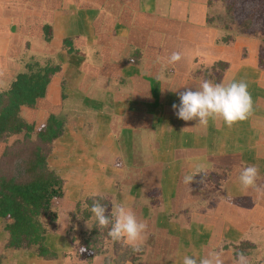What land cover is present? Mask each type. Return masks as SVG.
Segmentation results:
<instances>
[{"label": "crops", "instance_id": "0c3cea01", "mask_svg": "<svg viewBox=\"0 0 264 264\" xmlns=\"http://www.w3.org/2000/svg\"><path fill=\"white\" fill-rule=\"evenodd\" d=\"M225 4L0 0V93L30 65L52 72L20 116L34 140L54 121L47 164L62 190L50 204L44 254L10 246L11 220L0 217V264H183L210 253L237 264L241 252L264 264V35L227 28ZM172 52L182 59L169 63ZM203 80L246 81L249 118L231 127L178 119V93ZM27 135L0 141V161ZM250 165L258 176L243 188ZM94 200L106 215L125 204L148 225L138 251L99 240Z\"/></svg>", "mask_w": 264, "mask_h": 264}, {"label": "trees", "instance_id": "16d2710c", "mask_svg": "<svg viewBox=\"0 0 264 264\" xmlns=\"http://www.w3.org/2000/svg\"><path fill=\"white\" fill-rule=\"evenodd\" d=\"M236 11L243 23L251 21L247 32L264 34V13L257 14L255 5L240 6ZM34 68L28 66V72L19 74L12 87L0 93V141L28 132L24 141L9 147L0 161V217L11 220L7 227L10 246L38 247L44 254L50 204L62 196V190L60 179L47 164L56 133L54 121L34 140L29 135L33 127L20 116L21 107L33 106L44 96L52 73Z\"/></svg>", "mask_w": 264, "mask_h": 264}, {"label": "clouds", "instance_id": "9594fccd", "mask_svg": "<svg viewBox=\"0 0 264 264\" xmlns=\"http://www.w3.org/2000/svg\"><path fill=\"white\" fill-rule=\"evenodd\" d=\"M182 59L179 52H172L168 57L169 63H176ZM179 104L173 103L174 114L180 120L197 121L200 125H206L209 119H221L231 127L238 121L249 118L253 111V101L248 91V84L244 80L230 83H213L203 80L197 88L186 87L178 93ZM202 165H198L196 172L184 176L183 182L187 185L194 181V176L202 172ZM258 176V169L254 165L245 167L239 181L243 188L252 187ZM91 213L95 217L97 227L111 225L108 236L114 241H124L133 247L134 251L146 239L148 225L138 220L132 209L125 204L115 206L111 215H106V205L94 200L91 205ZM87 251L80 248V252ZM183 264H223L218 253H210L206 257L185 256ZM237 264H248L244 253H238Z\"/></svg>", "mask_w": 264, "mask_h": 264}, {"label": "rangeland", "instance_id": "374dc122", "mask_svg": "<svg viewBox=\"0 0 264 264\" xmlns=\"http://www.w3.org/2000/svg\"><path fill=\"white\" fill-rule=\"evenodd\" d=\"M225 2H226L224 6L225 8L224 10L226 12V17H225L226 25L225 26L227 28H232L233 30L235 29L236 31L247 32L248 28H251V21L248 20L243 23L240 20L239 15L237 14V11H236L238 7L244 6V5H255L256 10L258 11L257 14L264 13V0H225ZM262 35L264 34L262 33Z\"/></svg>", "mask_w": 264, "mask_h": 264}, {"label": "built area", "instance_id": "2783aa9c", "mask_svg": "<svg viewBox=\"0 0 264 264\" xmlns=\"http://www.w3.org/2000/svg\"><path fill=\"white\" fill-rule=\"evenodd\" d=\"M111 225H109L108 227H100L98 228V235H99V240H101L102 242H106L108 239V231L110 229Z\"/></svg>", "mask_w": 264, "mask_h": 264}]
</instances>
